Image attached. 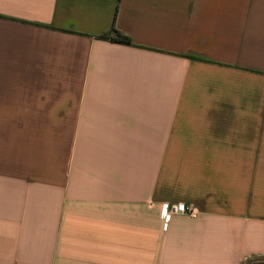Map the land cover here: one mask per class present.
<instances>
[{
    "label": "crops",
    "instance_id": "obj_1",
    "mask_svg": "<svg viewBox=\"0 0 264 264\" xmlns=\"http://www.w3.org/2000/svg\"><path fill=\"white\" fill-rule=\"evenodd\" d=\"M250 263L264 0H0V264Z\"/></svg>",
    "mask_w": 264,
    "mask_h": 264
},
{
    "label": "built area",
    "instance_id": "obj_2",
    "mask_svg": "<svg viewBox=\"0 0 264 264\" xmlns=\"http://www.w3.org/2000/svg\"><path fill=\"white\" fill-rule=\"evenodd\" d=\"M197 210L191 206L186 204L185 202H175L169 203L167 206V214H187L189 216H196Z\"/></svg>",
    "mask_w": 264,
    "mask_h": 264
},
{
    "label": "trees",
    "instance_id": "obj_3",
    "mask_svg": "<svg viewBox=\"0 0 264 264\" xmlns=\"http://www.w3.org/2000/svg\"><path fill=\"white\" fill-rule=\"evenodd\" d=\"M116 17H117V11L115 13V17H114V22H113L112 28H111L110 32L108 34H106V35L109 36V38L112 41H114V42L131 44L132 43L131 37H129L128 35L124 34L122 31H120L116 27ZM106 35H105V37H106Z\"/></svg>",
    "mask_w": 264,
    "mask_h": 264
},
{
    "label": "rangeland",
    "instance_id": "obj_4",
    "mask_svg": "<svg viewBox=\"0 0 264 264\" xmlns=\"http://www.w3.org/2000/svg\"><path fill=\"white\" fill-rule=\"evenodd\" d=\"M250 264H255V263H250Z\"/></svg>",
    "mask_w": 264,
    "mask_h": 264
}]
</instances>
